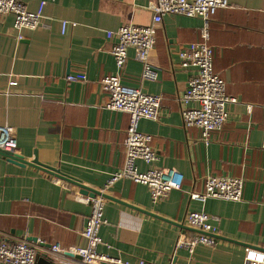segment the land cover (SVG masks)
<instances>
[{"label": "crops", "instance_id": "obj_1", "mask_svg": "<svg viewBox=\"0 0 264 264\" xmlns=\"http://www.w3.org/2000/svg\"><path fill=\"white\" fill-rule=\"evenodd\" d=\"M23 1L37 10L42 0ZM45 1L47 27L18 29L12 14H0V126L16 127V152L27 161L56 166L100 190L124 165L129 126L127 112L105 106L108 95L100 80L117 72L112 54L117 38L106 32L149 24L154 0ZM229 2L211 17L209 43L214 70L238 102L228 104V121L209 144L199 128L184 127L180 100L192 70L180 64L178 51L201 40L203 20L163 17L150 54L156 80L141 82L142 63L129 48L122 82L163 96L159 119L139 121V130L152 134L159 160L137 164L143 171L174 167L183 188L154 201L145 184L115 182L106 191L115 199L105 204L100 252L147 264H244L247 247L264 249V0ZM61 19L71 22L65 33ZM79 72L87 79H67ZM209 175L243 177L242 199L191 197L190 192H204ZM80 189L0 153V241L44 240L38 259L49 251L46 244L84 246L91 205L77 197ZM191 211L215 216L218 226L217 243L199 244L193 253L177 245L181 236L195 233L186 220Z\"/></svg>", "mask_w": 264, "mask_h": 264}, {"label": "built area", "instance_id": "obj_2", "mask_svg": "<svg viewBox=\"0 0 264 264\" xmlns=\"http://www.w3.org/2000/svg\"><path fill=\"white\" fill-rule=\"evenodd\" d=\"M45 0H42L37 10H30L23 0H0V14H12L14 26L18 29H36L47 27L43 12ZM230 5L229 0H154L150 8L154 11L149 24L128 23L117 30H108L107 38L116 37L112 54L117 66V72L104 76L100 80L102 89L107 93L106 107L124 111L129 114V126L124 141L125 162L122 168L114 172L106 182L101 192L106 193L109 187L121 178H129L149 187L154 201L167 198L171 191L182 189L183 184L177 178V170L169 166H150L140 170L137 160H143L152 165L159 160V153L153 146L152 134L139 130L141 118L157 120L160 117L163 96L147 92L143 86L135 87L122 82L121 71L129 60V48L134 49V58L142 63L140 80H156L158 69L150 61V54L157 41V28L167 14H179L198 17L203 20L201 40L182 46L178 53L180 64L190 68L185 92L180 97L182 103V118L185 128L196 127L201 130L202 139L206 144L211 142L212 133L224 127L229 118L228 104L238 102V98L227 92L225 79L215 72L213 66L214 49L209 43L210 20L220 8ZM69 20L61 19V29L65 33ZM21 39L23 36L18 35ZM69 80H86L87 75L70 73ZM264 147V142H263ZM18 148L17 130L15 126L5 124L0 126V149L15 151ZM245 180L241 176L209 175L205 180L203 193L190 192L193 198H220L240 201L243 197ZM77 197L91 205V213L83 229L86 239L84 246L62 247L51 244L48 252L59 264H147L144 259L137 262L123 260L98 250L103 242L100 228L106 223L105 204L107 198L103 194L91 197L77 194ZM187 224L198 231L181 236L177 245L193 253L199 244L215 245L217 243L218 226L216 217L205 211L188 213ZM44 240L30 241L16 238L12 241H0L1 264H38V254L44 245ZM174 264V263H171ZM244 264H264V249L247 247Z\"/></svg>", "mask_w": 264, "mask_h": 264}, {"label": "water", "instance_id": "obj_3", "mask_svg": "<svg viewBox=\"0 0 264 264\" xmlns=\"http://www.w3.org/2000/svg\"><path fill=\"white\" fill-rule=\"evenodd\" d=\"M0 153L3 154L4 156L8 157L10 160H12L16 163L30 164V165L35 166V167H37V168H39V169H41V170H43L49 174H52L56 177H59V178H62L64 180L73 182L81 188L80 190H81V193H83V194L89 195L91 197H95L98 194H103V196H105L106 198L115 199V198L107 195L106 193L101 192V190L91 188V187L83 184L82 182H79L73 176H71L70 174H68L66 172H63L62 170H60L56 166L45 164L42 162H37V163L29 162L24 158V156L18 154L15 151H6L3 149H0ZM190 229L193 230L194 232L198 231V230L191 228V227H190ZM216 237H217V235H216ZM32 239L34 241H36L38 238L34 237ZM51 246H52L51 244H46L47 248H50ZM38 261L41 262V264H58L50 252L43 253L41 255V257L38 259Z\"/></svg>", "mask_w": 264, "mask_h": 264}]
</instances>
